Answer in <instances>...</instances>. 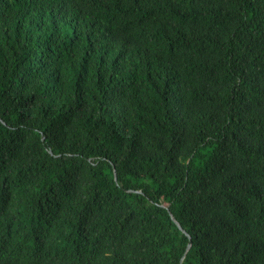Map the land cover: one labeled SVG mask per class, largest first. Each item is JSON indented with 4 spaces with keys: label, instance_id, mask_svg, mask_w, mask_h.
Segmentation results:
<instances>
[{
    "label": "trees",
    "instance_id": "16d2710c",
    "mask_svg": "<svg viewBox=\"0 0 264 264\" xmlns=\"http://www.w3.org/2000/svg\"><path fill=\"white\" fill-rule=\"evenodd\" d=\"M0 264H264V0H0Z\"/></svg>",
    "mask_w": 264,
    "mask_h": 264
},
{
    "label": "water",
    "instance_id": "95a60500",
    "mask_svg": "<svg viewBox=\"0 0 264 264\" xmlns=\"http://www.w3.org/2000/svg\"><path fill=\"white\" fill-rule=\"evenodd\" d=\"M44 140H45V139L43 138V141H44ZM115 181H116V183H118L117 172H116V174H115ZM172 218H173V220L175 221V223L178 225V227L182 230V232L185 233V234L189 237V239H191V237L186 233V231L183 230V228H182L181 225L177 222V220H176L173 216H172ZM191 247H192V242L190 241V243L188 244L187 252H186V253H188V251L191 249Z\"/></svg>",
    "mask_w": 264,
    "mask_h": 264
}]
</instances>
